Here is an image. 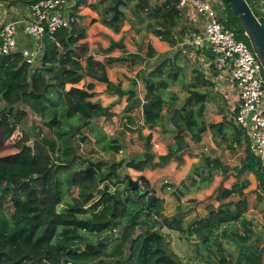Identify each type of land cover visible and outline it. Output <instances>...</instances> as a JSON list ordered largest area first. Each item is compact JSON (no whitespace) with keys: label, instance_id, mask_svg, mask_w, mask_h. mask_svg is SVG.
<instances>
[{"label":"trees","instance_id":"obj_1","mask_svg":"<svg viewBox=\"0 0 264 264\" xmlns=\"http://www.w3.org/2000/svg\"><path fill=\"white\" fill-rule=\"evenodd\" d=\"M4 1L10 5L20 2L31 5L39 0ZM125 1L135 2L132 18L120 15L114 21V12L110 11L116 3L113 0L101 12L106 26L119 33L126 21L133 29L139 21L146 24L147 32L162 41L170 45L177 43L174 31L182 19L179 0H165L156 6H152L150 0ZM224 6L226 27L234 30L239 40L250 44L233 13L225 3ZM85 38L86 30L77 24L46 36L41 66L35 70L23 61L20 53L0 57V196L1 199L10 197L13 208L11 214H7L0 200V264H185L171 249L162 232L164 228L194 242L197 257L207 263L215 260L218 264H264V245L254 239V222L246 217L249 210L246 191L251 185L248 179L237 181L231 188L221 186L215 199L219 207L208 206V216L186 228L182 219L164 215L168 198L177 193L180 198L185 195L184 189L178 191L170 185L153 188L147 178L141 176L139 181L144 188L132 190L128 187L131 178L120 172L124 167L140 172L153 167L150 138L146 142L144 160L110 165L88 161L84 167L79 166L86 160L79 156L73 141L81 137L85 128L98 129L93 120L104 116L105 109L92 100L93 83L85 88L78 86L88 77L99 78L109 67L116 65L135 70L144 64L138 55L98 62L86 54L85 46L79 45ZM153 52L151 48L150 55ZM166 64L167 61L162 62L144 79L145 100L153 108L145 118L146 126L148 129L159 126L163 111L168 107L175 129V144L170 146L163 162L173 160L187 148L188 137L199 143L210 130L215 138L231 140L230 150L245 148L240 166L234 169L239 178L246 174L256 177V194L261 198L264 168L251 153L245 131L236 122L207 124L204 111L208 96L198 90H190L180 106L164 100L160 91L168 89L169 79L178 78L172 70L165 74ZM109 88L111 90V86ZM118 93L124 95L122 90ZM128 94L125 113L138 107L135 92ZM172 97L174 101L176 96ZM20 105L27 106L39 117L52 135L45 136L38 127V139L32 146L29 137L23 135L10 143L12 149L5 150V144L11 141L28 115ZM228 131L233 134L229 135ZM82 140H86L85 135ZM121 150L122 146L115 141H109L104 147L105 152ZM74 167L77 169L64 182L60 173ZM214 170H222L224 175L228 172L219 159L206 156L201 166L194 169L190 180L193 184L199 181L209 184ZM120 184L125 187L111 195H105L104 189L95 194L93 191L95 185L115 189ZM70 192L76 195L68 202L65 197ZM97 194L101 195L99 199H96ZM154 197L156 200L149 206ZM233 197L238 200H230ZM120 228V235L115 237ZM227 244L239 246L236 258L226 249Z\"/></svg>","mask_w":264,"mask_h":264},{"label":"crops","instance_id":"obj_2","mask_svg":"<svg viewBox=\"0 0 264 264\" xmlns=\"http://www.w3.org/2000/svg\"><path fill=\"white\" fill-rule=\"evenodd\" d=\"M112 1L70 0V3L74 5L73 11L78 18L77 25L86 30V38L81 40L79 45L85 46L86 54L92 56L98 62L138 55L144 64L135 70L128 67H116L115 65L107 68L99 78L92 79L88 77L78 86L79 88H85L93 83L95 96L92 100L100 103L105 109L104 116L96 118L100 128L98 130L102 132V136L99 137L101 146L104 148L106 146L105 143L109 141H115L116 145L122 146V150L119 153L105 152L104 154L100 151L103 159L95 160V156L90 155L85 159H89L93 163L104 162L109 165L113 162L132 159L144 160L146 142L150 138L153 167H148L143 172L124 167L120 172L122 176H128L134 181L139 180L141 176H145L153 188H159L167 184L175 187L178 191L184 189L185 195L180 198H178V193L168 198L164 215L169 218L178 217L182 219L186 228L194 221L207 217L209 214L208 206L219 207L220 203L215 199L221 186L231 188L237 181L248 179L251 181L250 187L252 186V188L250 189L249 187L250 190L246 191L249 202V210L246 213V217L254 222V236L262 237V240H264V225H260L259 221H257L258 217L252 214L257 212L256 210L259 206V202L256 201L258 197L252 194L257 193L258 182L253 174L238 177L234 168L240 166L241 161L237 166L226 163V160L229 159L231 140L225 142L221 137L215 138L212 132L208 130L199 143L193 142L188 137L186 139L188 147L176 154L173 160L164 163L162 158L169 154L170 146L175 144V129L171 123V113H169L168 107H165L163 111V121L159 126L154 129H148L145 124L143 104L150 102L145 100L147 91L144 79L148 73L152 72L164 61H167L166 75L170 70H172L173 74H178L176 81L169 79L170 85L167 90L160 91V96L164 100L180 106L188 97L189 91L195 89L208 96L204 111V118L207 124L235 123L238 112L239 92L238 87L231 80L230 71H218L215 68L213 65L214 57L206 43L203 48H198L194 44L196 37L203 36L205 29L204 18L199 16L191 7L182 9V19L174 31L177 43L170 45L150 32H137L130 26L128 21L124 23L119 33L106 26L102 22L101 12L105 7L111 5ZM210 1L216 3L217 8L226 14V8L223 6L222 0ZM164 2L165 0H150L152 6L160 5ZM134 4L135 2L131 5L128 4L126 7H131V10H134ZM29 6L21 2L10 5L13 12L11 13V18L14 19L15 16L16 18L29 17ZM258 11L257 14L264 23V9L261 8ZM122 15L125 16L126 14ZM123 39L125 48L112 46V42H119ZM18 42L20 48H25L32 43L22 34H20ZM151 48L154 51L152 55H150ZM105 76L107 77V82L100 80ZM193 85L196 86L193 87ZM109 86H111V90ZM119 90L124 91V95H120L118 93ZM129 92H135L138 107L130 113H125L129 105ZM172 96H176L174 101ZM93 123L96 124L94 120ZM104 123L107 125H104ZM83 130H86V128ZM228 134L232 135L233 132L228 131ZM85 136H89V134H85ZM90 138L94 142L100 140L95 136V140L92 137ZM206 156L219 159L221 163L223 162L222 164L228 168L227 175H224L222 170H214L213 180L209 184H200V181L197 184H193L190 176L194 169L201 166L203 158ZM96 157L99 158V156ZM251 177L256 179L254 184ZM233 198L231 199L232 201L238 200V197ZM254 209L256 210L254 211ZM162 232L166 235L171 249L185 264H205V261L197 257L194 242L191 245L181 234L167 228H164ZM170 233L174 234L172 243L169 238Z\"/></svg>","mask_w":264,"mask_h":264},{"label":"built area","instance_id":"obj_3","mask_svg":"<svg viewBox=\"0 0 264 264\" xmlns=\"http://www.w3.org/2000/svg\"><path fill=\"white\" fill-rule=\"evenodd\" d=\"M248 4L254 13L264 9V0H250ZM29 7V17L15 16L12 19L9 3L0 0V57L20 53L23 61L35 70L41 66L45 37L71 29L78 24V18L70 0H39ZM187 7L193 8L205 20L203 36L196 37L194 44L203 48L206 43L214 57L215 68L218 71L229 70L231 80L238 87L235 122L245 131L251 153L264 168V67L251 44L239 40L236 32L226 27V16L222 15L216 3L179 0L180 10ZM256 16L261 20L258 14ZM20 34L32 43L20 48Z\"/></svg>","mask_w":264,"mask_h":264},{"label":"rangeland","instance_id":"obj_4","mask_svg":"<svg viewBox=\"0 0 264 264\" xmlns=\"http://www.w3.org/2000/svg\"><path fill=\"white\" fill-rule=\"evenodd\" d=\"M223 1V0H222ZM248 2H250V0H248ZM131 5V4H130ZM122 9V11L124 12L123 14H126L125 16H127V18H132V10H131V7H121ZM253 8V7H252ZM254 9V8H253ZM223 13V12H222ZM224 14V13H223ZM222 14V15H223ZM257 14V13H256ZM223 16H225V14L223 15ZM130 26L131 27H133L132 25H131V23H130ZM135 30L137 31V32H139V30H141V31H146V24L145 23H141V22H135ZM3 106V105H2ZM19 108L21 109V110H23V111H25V112H27V117L23 120V122H22V124H21V126H20V128L16 131V133H15V135L13 136V138L11 139V141L10 142H8L7 144H5V150H9V149H12V145H10V143H14V142H16V140H19L20 138H22V136L23 135H26V136H28L29 137V140H30V143H29V145L30 146H32L33 145V142L36 140V139H38V136H37V134H38V129L39 128H41L42 130H43V133H44V135L45 136H51L52 134H51V132L48 130V128L43 124V122L40 120V118L39 117H37L35 114H33L30 110H29V108L27 107V106H24V105H20L19 106ZM94 121L96 122V124H95V126L98 128V129H100L99 127H98V124H97V122H98V120L97 119H94ZM104 125H107L106 123H104ZM39 127V128H38ZM98 129H95L94 131H89V130H83V131H81V133H80V136L81 137H76L75 139H74V146H76V148H77V152H78V154H79V156L82 158V160H86L85 162H83L82 164H80L79 166H81V167H84L85 165H87V162L89 161V159H85L87 156H95L94 158H95V160H98V159H100V158H102L103 159V157H102V155L100 154V151H102L104 154H105V151H104V148L101 146V139L99 138V137H101L102 136V132L100 131V130H98ZM91 133H92V135H91ZM85 134H89V136L90 137H92V138H94V136L95 137H97L98 139H100V143H99V141L97 140V142H94L93 141V139H91L89 136H85V138H86V140L85 141H83L82 140V138L84 137V135ZM94 140H95V138H94ZM107 143H105V145H106ZM244 147L243 148H240L238 151H235V152H233L232 150H229V156H228V158L229 159H227L226 160V163H230L232 166H237L238 165V163H240V161L242 160V158L244 157ZM96 156H99V158H97ZM96 162V161H95ZM223 163V162H222ZM78 167V166H77ZM77 167L75 168H73V169H71L70 171L68 170V171H62L61 173H60V176H61V179L65 182L66 181V179H67V177L69 176V174L71 173V172H73V170H76L77 169ZM230 167V166H229ZM230 168H232V167H230ZM194 171V170H193ZM248 177V176H247ZM246 177V178H247ZM252 178V181H253V184H254V182L256 181V179L254 178V177H251ZM137 181H139V180H137ZM140 182V181H139ZM167 185V184H166ZM125 187V185H118V187H116L115 189L114 188H112V189H110V193L111 194H113L115 191H117V190H119V189H122V188H124ZM140 187L143 189L144 187H143V185L140 183ZM160 188V187H159ZM175 188V187H174ZM252 188V186L250 187V189ZM101 189H104V187H102V186H99V187H97V189L94 191V194L96 193V192H98L99 190H101ZM250 189H248V190H250ZM67 190V187L65 186V191ZM105 190V189H104ZM247 190V191H248ZM74 191V190H73ZM67 195H66V197H65V200L66 201H71V198H73L72 196H75L76 195V192H74V193H71L70 192V194H68V193H66ZM253 195H256L257 196V194H254V193H252ZM101 197V195L100 194H97L96 195V199H99ZM258 197V196H257ZM235 198V197H234ZM233 198V199H234ZM0 200H1V202H2V204H3V208H4V210H5V212L7 213V214H11V212L13 211V208H12V205H11V202H10V197H3L2 199H1V196H0ZM231 200V199H230ZM195 201V200H194ZM256 201H258L259 202V206H258V208H257V210L256 209H254V211L256 210L257 212H255V213H252L253 215H255V216H257L258 217V219H257V221H259V224L260 225H264V195L261 197V198H256ZM253 205V204H252ZM62 207H64V205H62ZM252 215V216H253ZM254 219V218H253ZM254 220H256V219H254ZM123 227V224L121 225V228ZM121 228L120 229H118L117 231H116V233H115V237L116 236H118V235H120V233H121ZM172 236H174V234L173 233H170L169 234V238H170V240H171V243H172V240H173V238H172ZM255 238V240L256 241H258L261 245H263L264 244V240H262V237H260V238H258V237H256V236H254ZM114 239V238H113ZM170 243V244H171ZM191 244V243H190ZM192 245V244H191ZM226 249L228 250V251H230V252H232V254L234 255V258H236L237 257V253H238V251H239V246L237 245H235V244H232V245H229V244H227L226 245ZM177 250V249H176ZM205 264H218L217 263V261H215V260H212V262H210V263H207V262H205Z\"/></svg>","mask_w":264,"mask_h":264},{"label":"water","instance_id":"obj_5","mask_svg":"<svg viewBox=\"0 0 264 264\" xmlns=\"http://www.w3.org/2000/svg\"><path fill=\"white\" fill-rule=\"evenodd\" d=\"M223 2L228 6L229 10L235 16L240 27L248 37L253 51L264 67V26L262 25L261 21L253 12L247 0H223ZM126 6H128V4L125 0H116L115 5L110 7V11L114 12V21L119 19L120 15L123 14L121 7ZM133 9L135 10V8ZM112 46L125 48L124 39L119 42H112ZM100 80L107 82V77L105 76ZM143 111L146 118L147 115L153 111L152 105L150 103H144ZM97 187L98 185H95V189H97ZM128 187L132 190H138L140 188V182L131 179L128 182ZM95 189L93 191H95ZM104 189L105 195H111L110 187L108 185H106ZM155 200L156 197L152 198L149 206H151Z\"/></svg>","mask_w":264,"mask_h":264}]
</instances>
